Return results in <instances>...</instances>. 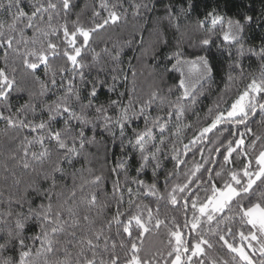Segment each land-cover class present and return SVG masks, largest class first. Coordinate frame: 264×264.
<instances>
[{"label":"snow or ice","instance_id":"snow-or-ice-1","mask_svg":"<svg viewBox=\"0 0 264 264\" xmlns=\"http://www.w3.org/2000/svg\"><path fill=\"white\" fill-rule=\"evenodd\" d=\"M129 7L134 18L163 9L153 27L133 25L138 49L107 46L128 22L124 0H0V137L28 177L21 187L13 170L0 189V264H160L164 252L145 244L161 234L164 264H264V135L251 126L264 124V37L248 36L260 18L243 0L233 15L217 0L194 19L197 0ZM213 49L226 56L223 76ZM217 76L226 82L214 107L185 123ZM102 144L94 168L90 149ZM167 206L179 217L161 218ZM217 245L229 260L208 259Z\"/></svg>","mask_w":264,"mask_h":264},{"label":"trees","instance_id":"trees-1","mask_svg":"<svg viewBox=\"0 0 264 264\" xmlns=\"http://www.w3.org/2000/svg\"><path fill=\"white\" fill-rule=\"evenodd\" d=\"M130 2L131 0H124V8L127 9L128 11V16H127L128 22L126 25H124L122 22V27L116 29L114 33L111 35V39L107 40V46L109 48H111L114 43L123 44L124 41L128 39H133L134 41L133 47L138 49L139 39H138V36L133 35V32H134L133 25L135 24L137 27H139L140 25H143L145 29L151 28L154 26L153 17H155L156 15H163V9L161 8L158 13H144L142 17L134 18L132 15L133 10L132 8L129 7ZM220 2H221L222 14L233 15L236 12L237 8L239 7L241 0H229V4L227 8L223 7V0H220ZM243 2L250 6L249 7L250 14H255L258 18H260L257 23H254L252 25L250 31L248 32V36L251 38V40L256 45H259L260 39L264 37V17H261V9L264 8V0H243ZM79 3L81 7H83L84 3H87L89 6H91L93 3V0H79ZM97 3H98V0H97ZM215 3H217V0H197V9L192 14L193 19L195 18L197 13H203L206 4L211 6V5H214ZM78 10L79 9H76V11ZM60 22L62 23L63 21L61 20ZM161 27L162 29H167V34L170 39L173 36L178 35L175 32L174 28H170L168 26L167 21H162ZM144 34H145V37H147V32H145ZM27 35H31V32H28ZM189 35H191L192 38L195 39V36L192 35L191 32L189 33ZM106 38L107 37H105V39ZM217 43H219V41H217ZM93 46L96 47L97 51H99L101 48L105 47L106 45L102 40L98 39L97 43ZM125 52L127 55L124 57L125 64L123 66L126 68L128 58L132 57L134 53L131 48H125ZM213 52L217 56L218 68L220 67V64H224L223 69H221V76H223L228 71L227 64L225 63L226 56H221L219 53L216 52V49H213ZM135 54H139L138 51ZM148 62L151 63L150 60ZM132 63L136 64L137 61L133 59ZM248 70L257 71L256 63L253 62L252 67ZM94 71L95 70H93V74H94ZM257 74H258V71H257ZM233 75L238 77L239 74L233 73ZM221 76H217L215 83L211 85V91H207L208 85H205V89H206L205 94L199 97V102L195 106L194 110L193 109L188 110V112L186 113V117H185V123H191L195 127L197 116L194 114V112L199 114V116L201 117V123H203V118L206 116L208 108L214 107L218 97L221 95V92L224 90L226 78L224 81H222ZM129 79L131 80V77H129ZM166 79H167L168 84L172 83L171 79L169 78H166ZM150 82H151V78L148 77V71L145 70L143 76H139L138 85L142 86L145 90H147L148 83ZM243 86H244L243 82L238 80L237 83L232 86L231 92H235L237 88L242 89ZM120 90H123V89L121 88ZM231 92L229 94V98H231ZM172 98L174 99L175 97H172ZM226 106L227 105L225 104L221 105V107H226ZM251 126L255 132H257L258 134L264 135V124L260 122L259 117L256 118V122L253 123ZM187 135L190 137L192 135V130H188ZM184 142L187 143V140H185ZM5 145H6V138L0 137V189L4 190L5 195H7L8 188L12 184V180H13V176L11 174L13 170H15L16 172V178H19L22 181L21 187L23 186V183L28 180V177L24 176L22 174V171L19 168L13 169V165L15 164V161H12L8 157V153L6 151ZM107 145H108V150H109V164L111 165L112 153L114 150L112 148L110 141L107 142ZM90 151L96 152L100 157L99 163L94 162L91 166L94 168H99L100 164L104 162L103 161L104 145L102 144V145L93 147L90 149ZM115 151L118 154V149H115ZM196 160L197 161L200 160L199 155L196 156ZM6 163L8 165V169H9L8 171H5V168H4V165ZM77 167H79V164H77ZM188 167H191V162L189 163ZM168 168L169 169L171 168V164H168ZM184 170L186 171L187 169H184ZM4 177H7V181H5ZM145 179L150 181L151 179L150 170L147 176L145 177ZM179 179L181 180L183 179L182 174ZM201 195H203V193H201ZM143 203L148 204L150 203V200H143ZM161 204H163V201L161 202ZM152 206L155 211V205L153 204ZM107 211L110 213L111 210H107ZM160 213H161V218H163L164 215L178 216V217L180 215L177 211H174L171 208V206L161 207ZM205 229L207 230V226H205ZM114 231L115 230H113V233ZM115 239H117V241L119 240L118 237H115ZM166 243L167 241L164 235L161 234L159 236L149 237L145 244V247L151 249L153 251V254L156 253V249H159L160 251L164 252V258L160 259V264H164V260L167 258L166 251H165ZM121 255H123V253H121ZM212 258L222 261V260H229L230 256L226 254L225 250L220 249L219 245H217L215 249L209 250L208 259L211 260Z\"/></svg>","mask_w":264,"mask_h":264}]
</instances>
